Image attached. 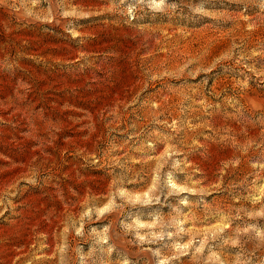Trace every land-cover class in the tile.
<instances>
[{
	"label": "rangeland",
	"instance_id": "rangeland-1",
	"mask_svg": "<svg viewBox=\"0 0 264 264\" xmlns=\"http://www.w3.org/2000/svg\"><path fill=\"white\" fill-rule=\"evenodd\" d=\"M0 264H264V0H0Z\"/></svg>",
	"mask_w": 264,
	"mask_h": 264
}]
</instances>
